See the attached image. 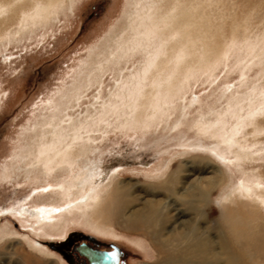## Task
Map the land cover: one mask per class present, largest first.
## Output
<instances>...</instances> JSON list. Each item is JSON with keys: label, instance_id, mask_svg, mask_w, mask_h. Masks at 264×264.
<instances>
[{"label": "rangeland", "instance_id": "rangeland-1", "mask_svg": "<svg viewBox=\"0 0 264 264\" xmlns=\"http://www.w3.org/2000/svg\"><path fill=\"white\" fill-rule=\"evenodd\" d=\"M190 1L194 13L191 18L200 22L193 31V39L198 41L199 46L195 55L202 51V45L209 49L210 58L201 57L198 61L194 58L197 56H193V66L188 69L191 86L180 90H185L181 94L186 92L187 98L180 99V108H176V113L170 117L171 122L175 121L183 112V104H186L187 113L180 129L170 130L166 123H162L145 132L134 120L135 111L129 112L128 108H124L123 102L127 99H122L123 89L117 97L112 96V100L117 102L110 103L112 91L118 85H125L117 83V71L107 70L99 82L91 86L83 85L80 98L73 93V89L82 83L84 74H79L89 62L103 56L95 53L99 54L108 47L112 36L126 28L128 20L125 14L131 0H77L72 10L59 14L49 24L37 25L12 41L0 44V231L8 225L14 233L0 241V264H33L34 260L39 264H72L67 254L63 256L52 249L50 243L65 251L71 243L85 240L88 235L103 244L113 242L121 246L126 252L127 264H163L165 254L155 248L150 234L127 227L128 217L134 211L144 210L151 199L170 195L181 203L178 195L185 188L198 185L209 191L208 198L202 202L196 196V209L188 211L184 218L198 222L203 230L212 235L218 233L216 227L219 226L221 206H224L218 201L229 184L240 181L243 167L221 160L217 155V146H212L216 145L218 138L211 136L210 132L199 133L194 124L203 112L208 114L211 108L222 111L231 102H238V108L245 104L246 96L260 77L264 57H255L253 61V53L247 46L250 40L246 41L243 37L248 33L256 38L264 30V0ZM177 37L179 35L176 34L174 38ZM202 41H205L204 45ZM217 48L219 51L215 53ZM142 58L143 54L139 53L131 62L124 64L125 74L140 68ZM250 62H254L255 67L250 68L248 78L244 79L243 67ZM124 91L126 94L127 90ZM104 101H107L105 106L102 105ZM103 106L113 108L104 110ZM68 117L80 121L88 129L86 136L89 133L96 137L90 151L80 155L77 169L82 165L96 164L97 170L115 171L114 188L122 189L126 195L120 215L112 217L116 236L97 230L96 225L78 211L75 215L79 214V217L75 221L70 220L72 215L57 220L59 229L41 228L40 224H35L33 229L25 215L9 211L23 206L34 208L45 203L52 206L63 202L57 195L51 197L42 190L45 179H30L34 172L26 173L28 165L25 160L27 154L37 150L42 126L47 119L68 120ZM127 119L130 122L127 123ZM108 121L112 123L106 124ZM100 125L102 130H97ZM180 141L185 144L180 145ZM200 143L208 148L195 146ZM209 156L226 168L230 176L226 184L205 169ZM165 162L169 163V167L163 175L156 169ZM258 163L261 165L259 169L264 171V159H260L246 164L248 173L254 170L250 166ZM176 169L179 176L173 184V191L161 187V191L154 190ZM155 173L159 175L151 177ZM66 176L64 169L57 168L52 171L49 180L55 183ZM3 208L9 212L4 213ZM169 212L170 215L173 213L172 208ZM174 221L173 214L165 223L163 235L171 234ZM40 245L55 256H40L37 251Z\"/></svg>", "mask_w": 264, "mask_h": 264}, {"label": "bare ground", "instance_id": "bare-ground-1", "mask_svg": "<svg viewBox=\"0 0 264 264\" xmlns=\"http://www.w3.org/2000/svg\"><path fill=\"white\" fill-rule=\"evenodd\" d=\"M76 1L0 0V44L12 41L37 25L49 24L59 14L72 10ZM192 5L190 0L187 2L186 0H131L130 8L125 14L128 20L126 28L112 36V43L109 42L108 47L99 51V54L95 53L103 56L96 57L94 62L90 60L91 63L89 62L83 73L79 74H84L81 85H77L73 93L80 98L83 85L91 86L99 82L107 70L117 71V83L122 82L125 85H118L117 89L112 91L110 103L117 102L112 100V96L117 97L123 89L122 99H127L123 102L124 108H128L129 112L135 111L134 120L145 132L162 123H166L170 130L180 129L187 113V107L184 106L186 104H183L181 108L183 112L175 121L171 122L170 117L176 113V108H180V99L186 97V92L181 93L186 90V86H191L188 69L193 66L194 58L198 61L201 57L210 58L207 53L209 49L206 50L201 44L199 45L202 51L195 55L199 46H197L198 41L193 39V31L200 22H194L191 18L194 14ZM176 34L179 35L177 39L174 38ZM243 38L250 40L249 45L245 44L253 53L251 58L253 61L255 57H264V30L256 38L248 33ZM202 44L204 45L205 41H202ZM218 51L219 48L215 53ZM139 53L143 54L142 66L135 71H129V75L125 74L124 64L131 62ZM193 56L197 57L193 58ZM250 63L243 67L242 74L246 76L244 79L248 78L250 68L255 67L254 62ZM183 87L185 90L181 92ZM251 88L252 91L246 96L245 104L241 105V108L236 107L238 102L237 104L231 102L229 107H224L222 111L211 108L208 114L203 112L194 124L199 133L210 132L211 136L218 138L216 145L212 146H217L219 152L217 155L221 160L231 161L233 165L240 164L243 167L240 181L236 180L229 184L218 201L224 205L221 206L219 226L216 227L218 233L212 235L208 230H203L198 222L184 218L188 211L196 209V196L202 202L208 198L209 191L199 185L185 188L182 194L178 195L182 199L181 203L172 199L170 195L151 199L147 201L144 210L134 211L128 217L127 227L150 234L155 248L161 254H165L163 264H264V171L259 169L261 167L259 163L250 166L254 168L252 173H248L249 167L246 166L248 163L253 164L264 159L263 63L260 77ZM124 90H127L126 94ZM106 102L104 101L102 105ZM111 108L113 106L106 110ZM68 120L70 121L67 123ZM68 120L47 119L42 126L44 128L37 150L31 152L33 156L27 154L25 160L28 165L26 173L34 172V176L30 179H40V177L45 179L46 183L43 184L42 190L51 197L57 195L63 202L58 205L50 203L52 206L45 203L34 208L23 206L9 211L25 215L33 229L35 224H40L41 228L59 229L57 220L62 216L72 215L70 220L75 221L79 217V214L75 215L78 211L87 216L96 225L97 230L116 236L118 234L112 225V217L120 215L126 199L122 189L114 188L113 181L117 173L111 169L97 170L96 164L82 165L77 169L80 155L82 152L90 151L96 137L89 133L86 136L88 129L80 121L74 118ZM111 123L108 121L106 124ZM101 127L100 125L97 130ZM92 130L96 129L92 128ZM178 134L180 135L179 132ZM182 144L185 143L180 141V145ZM195 146L207 145L200 143ZM209 158L205 169L213 172L214 178L219 176L218 180L223 179L226 184L230 180L226 168L214 158L210 156ZM168 167L169 163L165 162L156 170L165 175ZM57 168L64 169L67 176L52 183L49 177ZM158 175L155 173L151 177ZM178 176V169L172 171L154 190H160L161 187L173 191V184ZM50 189L55 190L49 193ZM154 195L158 194L154 193ZM170 208L173 211L171 215L175 216L174 229L171 234L165 236L163 231L165 223L171 217ZM2 211L9 212L5 208ZM56 214L58 217L55 218ZM27 216L33 219V224ZM13 234L6 225L0 231V241Z\"/></svg>", "mask_w": 264, "mask_h": 264}, {"label": "water", "instance_id": "water-1", "mask_svg": "<svg viewBox=\"0 0 264 264\" xmlns=\"http://www.w3.org/2000/svg\"><path fill=\"white\" fill-rule=\"evenodd\" d=\"M90 238L93 239V237ZM50 247L60 252L63 256H66V252L54 243H50ZM113 248L112 251H107L94 248L85 243L76 247L77 251L87 258L89 264H119V260L123 254L122 250L117 245H114ZM112 252L117 253V255L115 257L111 256Z\"/></svg>", "mask_w": 264, "mask_h": 264}, {"label": "flooded vegetation", "instance_id": "flooded-vegetation-1", "mask_svg": "<svg viewBox=\"0 0 264 264\" xmlns=\"http://www.w3.org/2000/svg\"><path fill=\"white\" fill-rule=\"evenodd\" d=\"M90 237H93V239ZM84 243L89 244L90 246H92L94 248L107 250V251H112L114 249L113 246L117 245L116 243H113V242L110 243L109 245L103 244L96 237H94L92 235H88L85 238V240H82L80 242L71 243L68 250H65L67 257L72 264H89V261L87 260V258L85 256L81 255L76 249V247H78L79 245L84 244ZM117 246L121 248L122 253H123L120 260H119V264H127L125 250L121 246H119V245H117Z\"/></svg>", "mask_w": 264, "mask_h": 264}, {"label": "snow or ice", "instance_id": "snow-or-ice-1", "mask_svg": "<svg viewBox=\"0 0 264 264\" xmlns=\"http://www.w3.org/2000/svg\"><path fill=\"white\" fill-rule=\"evenodd\" d=\"M37 251H38L39 255L42 257H54L55 256L54 253H51V252H48L47 250H45L42 245L37 246ZM116 255H117V253H115V252L111 253V256H113V257H115ZM33 264H39V261L34 260Z\"/></svg>", "mask_w": 264, "mask_h": 264}]
</instances>
